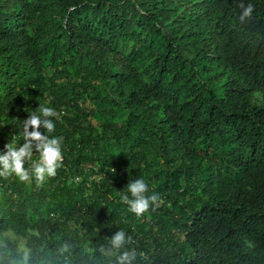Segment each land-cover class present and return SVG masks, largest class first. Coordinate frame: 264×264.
<instances>
[{
    "label": "trees",
    "instance_id": "trees-1",
    "mask_svg": "<svg viewBox=\"0 0 264 264\" xmlns=\"http://www.w3.org/2000/svg\"><path fill=\"white\" fill-rule=\"evenodd\" d=\"M257 91L264 0H0V150L39 105L73 112L52 118L55 177H0V236L25 238L28 264H105L120 230L133 264H264ZM137 178L159 196L139 217L122 200ZM76 213L101 233L71 230Z\"/></svg>",
    "mask_w": 264,
    "mask_h": 264
},
{
    "label": "clouds",
    "instance_id": "clouds-1",
    "mask_svg": "<svg viewBox=\"0 0 264 264\" xmlns=\"http://www.w3.org/2000/svg\"><path fill=\"white\" fill-rule=\"evenodd\" d=\"M241 9L239 21L246 23L253 18L254 5L243 2L239 3ZM72 8L70 11H74ZM37 113L29 115L22 122V145L19 143H6L0 150V177L7 179L15 177L20 182H32L40 186L46 179L55 177L57 170L63 164L62 136H50L55 132L56 125L52 118L58 113L50 107L39 105ZM43 128L42 133L40 129ZM47 133V134H46ZM37 154L38 159L33 161V155ZM31 162L30 167L26 163ZM149 188L144 179L137 178L127 184V191L122 200L129 207V210L137 217L147 212L152 205L159 200L158 194L146 195ZM111 248L118 252L116 264H133L136 259L135 250L119 252L125 245L132 243V238L122 230L115 232L111 237ZM29 252L24 250L23 264H28Z\"/></svg>",
    "mask_w": 264,
    "mask_h": 264
},
{
    "label": "rangeland",
    "instance_id": "rangeland-1",
    "mask_svg": "<svg viewBox=\"0 0 264 264\" xmlns=\"http://www.w3.org/2000/svg\"><path fill=\"white\" fill-rule=\"evenodd\" d=\"M110 59H112V57ZM253 102L262 105L264 103V93L260 91L255 92L253 94ZM56 112L58 113V118L60 120H63L60 117L61 115L71 116L73 114L71 110L65 108L56 110ZM68 226L80 237H93L101 233L99 224L95 220L90 219L81 213H76L74 217L68 221ZM136 247L137 251H139L140 244L138 241L137 245L136 243L125 245L126 251L134 250ZM25 249V238L14 234L12 231L3 232L0 236V264H23V254ZM100 253L106 259L105 264H116L118 252L112 250L111 247L100 246Z\"/></svg>",
    "mask_w": 264,
    "mask_h": 264
}]
</instances>
